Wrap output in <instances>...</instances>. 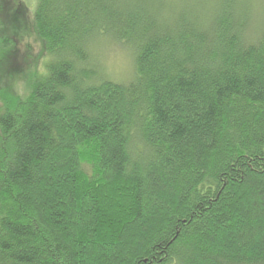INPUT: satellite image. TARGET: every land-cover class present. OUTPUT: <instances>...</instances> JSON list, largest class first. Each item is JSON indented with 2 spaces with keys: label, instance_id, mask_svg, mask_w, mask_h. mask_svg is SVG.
Returning a JSON list of instances; mask_svg holds the SVG:
<instances>
[{
  "label": "trees",
  "instance_id": "1",
  "mask_svg": "<svg viewBox=\"0 0 264 264\" xmlns=\"http://www.w3.org/2000/svg\"><path fill=\"white\" fill-rule=\"evenodd\" d=\"M165 2L38 0L43 71L0 88V264H264V43ZM100 35L135 44V78L89 63Z\"/></svg>",
  "mask_w": 264,
  "mask_h": 264
},
{
  "label": "clouds",
  "instance_id": "2",
  "mask_svg": "<svg viewBox=\"0 0 264 264\" xmlns=\"http://www.w3.org/2000/svg\"><path fill=\"white\" fill-rule=\"evenodd\" d=\"M225 9L230 10L243 25L238 32L243 46L264 43V0H166L162 7H150V11L164 24H171L184 15L200 30L207 29L215 16ZM85 48L89 63L97 66L99 75L116 80L135 78V44L121 46L110 37L100 35L88 38ZM88 83V80L79 81L82 87ZM12 88L20 98L26 97L31 90L29 81L23 77L14 80ZM65 92L71 97L72 86L66 88Z\"/></svg>",
  "mask_w": 264,
  "mask_h": 264
},
{
  "label": "rangeland",
  "instance_id": "3",
  "mask_svg": "<svg viewBox=\"0 0 264 264\" xmlns=\"http://www.w3.org/2000/svg\"><path fill=\"white\" fill-rule=\"evenodd\" d=\"M1 2L4 6L3 15L7 26L6 32L14 42L12 45L14 52H12L13 55L11 53L0 55V88H12L13 82L10 83L6 74L7 70L10 74L11 67H13L12 77L16 76L14 80L21 77L28 80V77L34 74V60L39 58L37 67L38 71L42 72L46 57L44 56L43 44L37 37L33 25L38 0H1ZM31 59H33L32 62H30ZM116 81L125 82L128 80ZM6 91L7 89H5ZM1 105L0 100V111Z\"/></svg>",
  "mask_w": 264,
  "mask_h": 264
}]
</instances>
